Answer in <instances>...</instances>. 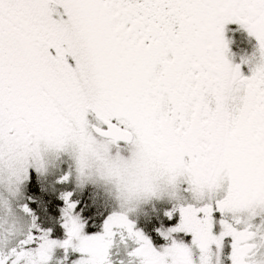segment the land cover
I'll use <instances>...</instances> for the list:
<instances>
[{
    "label": "snow or ice",
    "instance_id": "1",
    "mask_svg": "<svg viewBox=\"0 0 264 264\" xmlns=\"http://www.w3.org/2000/svg\"><path fill=\"white\" fill-rule=\"evenodd\" d=\"M227 24L259 44L250 77L226 58ZM93 135L186 176L174 196L194 203L172 231L190 245L157 252L125 214L85 236L70 193L62 244L19 228L33 146ZM118 232L139 264H220L225 246L230 264H264V0H0V264H50L57 247L109 264Z\"/></svg>",
    "mask_w": 264,
    "mask_h": 264
},
{
    "label": "rangeland",
    "instance_id": "2",
    "mask_svg": "<svg viewBox=\"0 0 264 264\" xmlns=\"http://www.w3.org/2000/svg\"><path fill=\"white\" fill-rule=\"evenodd\" d=\"M235 56L237 57L239 54ZM238 59L241 60H237V63L241 66L242 74L245 77H250L252 70L262 62V58L258 59L256 55L240 56ZM87 118L90 123L95 122L93 115L90 114ZM121 148L124 149L122 154L127 157L129 153L126 147L121 146ZM31 177H34V179H37L39 182L46 183L49 188L48 193L60 202L57 206V215L47 212V208L44 206L41 199L37 200V204L41 208L40 216H36L31 210L29 206L30 199L26 193V188ZM65 177H67V180L64 179ZM69 193L71 194L70 202L76 205L78 204V197L83 198V196H86L89 206H105L103 214V219H105H102L103 223L101 222L99 224L94 221L86 223L78 212L77 207L74 209L73 215L78 217L80 223L84 225L82 234L85 236L103 234V226L108 217L114 214H125L129 222L134 224V231L142 233L143 236L151 242L153 248L157 252H163L165 248L172 245L173 241L177 244L185 245H190L191 243L190 236H186L182 232L172 231L177 228L180 223L179 213L178 211H174V209L194 203L190 193L180 191L178 197L162 196L157 200L141 203L134 209H124L107 187L94 181L81 179L76 163V153L71 148L64 151H45L42 153L40 163H33L29 168L25 181L20 187L19 198L17 200L18 208L16 210V218L19 228H21L23 232H27L33 228L34 224L35 229H38L39 233L47 232L49 233V239L56 241L58 244H62L68 239L66 229L63 227L65 222L63 210L66 207L63 196ZM23 206L28 207L30 214L23 213ZM157 213L161 215L163 220H166L164 222L165 227L163 228L152 223L151 216ZM170 213L172 219H169ZM258 220L259 218H257V222ZM149 227H151V232L154 233L157 239L156 241H159V246H157L146 234ZM90 228L97 230L90 232ZM75 244L76 242L73 241V245ZM137 247L138 245L133 240L129 239L126 234L122 237L118 232L117 235L113 237L112 246L108 252L109 264H139L138 259L131 255ZM230 251V247L225 246L220 254V264H230L228 258L230 256ZM82 258V254L74 251L73 248L64 249L57 247L53 250L50 264H78L79 260Z\"/></svg>",
    "mask_w": 264,
    "mask_h": 264
},
{
    "label": "clouds",
    "instance_id": "3",
    "mask_svg": "<svg viewBox=\"0 0 264 264\" xmlns=\"http://www.w3.org/2000/svg\"><path fill=\"white\" fill-rule=\"evenodd\" d=\"M33 162L40 163L45 151H64L69 148L76 153V163L81 179L94 181L108 188L124 209H134L141 203L157 200L162 196H174L185 186L186 176L174 173L147 157L141 145H126L129 155L122 154L111 138L93 135L70 140L57 148L41 140L34 146ZM204 189L196 196L210 195Z\"/></svg>",
    "mask_w": 264,
    "mask_h": 264
},
{
    "label": "trees",
    "instance_id": "4",
    "mask_svg": "<svg viewBox=\"0 0 264 264\" xmlns=\"http://www.w3.org/2000/svg\"><path fill=\"white\" fill-rule=\"evenodd\" d=\"M45 184L46 183L39 182L37 179H34V177H31L26 188L27 196L30 199L29 206L31 210L34 212V214L38 217L41 214V208L37 204L38 199L42 200V203L47 208V212L53 215H57V206L58 204H60L58 200H56L52 195L48 193L49 188L48 185ZM88 203L89 202L87 201L86 196H83V198L78 197L77 210L81 214V217H83L86 223L87 222L90 223L93 221L95 223L98 222V224L101 223L105 219V218L103 219L105 206L102 205L89 206ZM43 213L45 214L44 211ZM151 217H152V223H154L156 226H160L161 228L165 227L164 222L166 220H163L159 213L154 214ZM40 221H41V217H40ZM96 230L97 229L94 228L89 229L90 232H94ZM151 231H152L151 227H149V229H147L146 231V234L151 240H153L155 244H157V246H159L158 245L159 241H156L157 239L155 238L154 233H152Z\"/></svg>",
    "mask_w": 264,
    "mask_h": 264
},
{
    "label": "flooded vegetation",
    "instance_id": "5",
    "mask_svg": "<svg viewBox=\"0 0 264 264\" xmlns=\"http://www.w3.org/2000/svg\"><path fill=\"white\" fill-rule=\"evenodd\" d=\"M224 38L227 42L228 48L226 58L229 62L233 64V66L239 65L237 63V60H239L238 57L240 56L256 55L258 59L262 58L257 40L255 39V37L249 35V33L240 25H225ZM234 54H239V56L236 57Z\"/></svg>",
    "mask_w": 264,
    "mask_h": 264
}]
</instances>
